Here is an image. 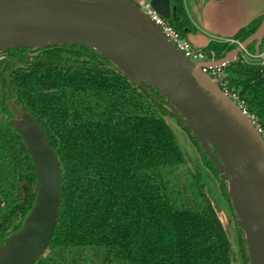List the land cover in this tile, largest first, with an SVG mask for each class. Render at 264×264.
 <instances>
[{"label": "trees", "instance_id": "obj_1", "mask_svg": "<svg viewBox=\"0 0 264 264\" xmlns=\"http://www.w3.org/2000/svg\"><path fill=\"white\" fill-rule=\"evenodd\" d=\"M171 10L169 22L185 38L194 28L183 0H171ZM263 17L233 39L246 40ZM234 48L211 41L203 50L221 59ZM246 51L254 56V44ZM5 54L0 60V245L21 229L36 197L31 157L9 125L8 104L14 101L39 121L61 171L57 222L35 264H233L209 190L202 174L187 168L159 92L149 88L153 98L138 89L87 47ZM261 55L246 61L240 54L223 69V82L264 136V41ZM177 124L191 138L235 219L226 183L194 135ZM18 215L20 222L11 228ZM235 231L240 261L249 264L236 219Z\"/></svg>", "mask_w": 264, "mask_h": 264}, {"label": "water", "instance_id": "obj_2", "mask_svg": "<svg viewBox=\"0 0 264 264\" xmlns=\"http://www.w3.org/2000/svg\"><path fill=\"white\" fill-rule=\"evenodd\" d=\"M171 20V0H149ZM220 1V0H211ZM264 17L255 32L224 57L196 63L130 0H0V54L72 44L96 51L140 90L152 88L172 117L191 132L226 183L249 264H264V136L202 68L235 62L254 44L259 57ZM9 125L22 138L35 170L36 197L21 229L0 245V264H35L47 251L61 200V171L39 121L14 101Z\"/></svg>", "mask_w": 264, "mask_h": 264}, {"label": "crops", "instance_id": "obj_3", "mask_svg": "<svg viewBox=\"0 0 264 264\" xmlns=\"http://www.w3.org/2000/svg\"><path fill=\"white\" fill-rule=\"evenodd\" d=\"M183 6L194 28L185 40L196 49L211 41L233 39L237 31L264 14V0H183Z\"/></svg>", "mask_w": 264, "mask_h": 264}, {"label": "rangeland", "instance_id": "obj_4", "mask_svg": "<svg viewBox=\"0 0 264 264\" xmlns=\"http://www.w3.org/2000/svg\"><path fill=\"white\" fill-rule=\"evenodd\" d=\"M136 3V1H134ZM218 43H223L220 41H215ZM211 51V50H210ZM6 54H0V60L6 58ZM262 58V57H260ZM244 60L250 61L249 59L245 58ZM165 120L167 124L170 126L171 130L173 131L175 141L177 142L180 150L185 156L186 159V166L192 172H199L202 174L203 180L209 190V197L211 201L215 204L217 209L219 218L224 225V228L227 232L228 239L231 243L232 252L234 256L233 264H242L237 253V233L235 231V219L233 214L228 206V204L222 200L218 184L214 179L211 172L204 166L201 157L198 153L197 148L194 146L191 138L189 135L182 129V127L177 124V122L170 116H166ZM20 216L18 215L13 222L11 223V228L17 225L20 222Z\"/></svg>", "mask_w": 264, "mask_h": 264}, {"label": "built area", "instance_id": "obj_5", "mask_svg": "<svg viewBox=\"0 0 264 264\" xmlns=\"http://www.w3.org/2000/svg\"><path fill=\"white\" fill-rule=\"evenodd\" d=\"M136 6L157 26H159L167 40L170 41L180 52L183 53L185 57L189 58L191 61L196 63H209L218 60L213 51L206 52L203 49H196L192 47L185 40V38L181 37L179 32L171 25L169 20H166L157 14V12L151 7L149 0L136 1ZM220 42L228 43L230 45H234L235 47L240 44V42L234 39ZM240 54L243 60L245 58L249 60L252 58H257L255 55H250L246 50L242 51ZM259 57H262V55ZM225 66L226 65H223L220 68H202L201 71L207 74L220 87L222 92L227 95V97H229L239 107V109H241L243 114L252 120V118L247 114L243 102L239 100V97L235 93H232L226 89L223 82V69Z\"/></svg>", "mask_w": 264, "mask_h": 264}, {"label": "flooded vegetation", "instance_id": "obj_6", "mask_svg": "<svg viewBox=\"0 0 264 264\" xmlns=\"http://www.w3.org/2000/svg\"><path fill=\"white\" fill-rule=\"evenodd\" d=\"M29 54H30V50H29ZM10 115L12 116V119L15 118V115L13 113L10 112Z\"/></svg>", "mask_w": 264, "mask_h": 264}]
</instances>
